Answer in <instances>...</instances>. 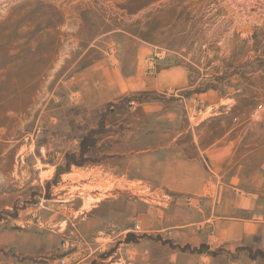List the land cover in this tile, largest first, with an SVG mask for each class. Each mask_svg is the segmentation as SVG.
Masks as SVG:
<instances>
[{"label": "rangeland", "instance_id": "obj_1", "mask_svg": "<svg viewBox=\"0 0 264 264\" xmlns=\"http://www.w3.org/2000/svg\"><path fill=\"white\" fill-rule=\"evenodd\" d=\"M226 185L264 192V0H0V264H264Z\"/></svg>", "mask_w": 264, "mask_h": 264}, {"label": "crops", "instance_id": "obj_2", "mask_svg": "<svg viewBox=\"0 0 264 264\" xmlns=\"http://www.w3.org/2000/svg\"><path fill=\"white\" fill-rule=\"evenodd\" d=\"M218 141V140H217ZM216 145V142L215 141H212L210 142L208 145H205V146H199V144H197L198 146V154L199 155H202L204 156L206 153H210L212 152L213 150V147ZM214 153V152H213ZM213 156H216L215 154H212ZM201 174V177L199 180L198 179V183L199 186H197L198 188L196 189H192L191 187L189 186H182L180 189H177V190H181V191H197V192H200L201 189H203L204 187V183L206 182L205 178H204V174L203 173H200ZM186 178L188 179L186 184H190V182L192 181L193 177L191 174H188L186 173ZM184 185V184H183ZM227 188H232V197H234V201L236 202V204L238 206H243V207H254V206H257L258 203L261 201V205H259V208L260 207H263L264 206V192H259V191H247V192H244L241 194L239 193H234L235 192V186L233 185H226ZM200 188V189H199ZM192 189V190H191ZM224 188L222 187L221 188V191L223 190ZM246 196H245V195ZM258 215H260L257 219V222H263V223H253V221L251 222V224L247 227L248 229L250 228V230L248 231L249 234H254L255 232H257L258 230H260V233H261V242H262V248H264V212H260ZM255 221V219H254ZM260 228V229H259Z\"/></svg>", "mask_w": 264, "mask_h": 264}, {"label": "built area", "instance_id": "obj_3", "mask_svg": "<svg viewBox=\"0 0 264 264\" xmlns=\"http://www.w3.org/2000/svg\"><path fill=\"white\" fill-rule=\"evenodd\" d=\"M258 108L260 109V108H262V106H259Z\"/></svg>", "mask_w": 264, "mask_h": 264}]
</instances>
